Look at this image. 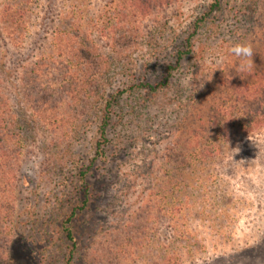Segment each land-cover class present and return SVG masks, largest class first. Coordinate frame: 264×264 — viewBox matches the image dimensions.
<instances>
[{
  "label": "rangeland",
  "instance_id": "1",
  "mask_svg": "<svg viewBox=\"0 0 264 264\" xmlns=\"http://www.w3.org/2000/svg\"><path fill=\"white\" fill-rule=\"evenodd\" d=\"M213 2L0 0V264H264V0Z\"/></svg>",
  "mask_w": 264,
  "mask_h": 264
},
{
  "label": "trees",
  "instance_id": "2",
  "mask_svg": "<svg viewBox=\"0 0 264 264\" xmlns=\"http://www.w3.org/2000/svg\"><path fill=\"white\" fill-rule=\"evenodd\" d=\"M219 5V0H214L212 6H211V10L213 8H217ZM181 58V54L177 55V59H176V62L178 63L179 60ZM148 87L150 88H153L149 85H147ZM109 105H107V108H108ZM107 113H105L103 119H102V122H101V125H100V135H101V138L104 139V133H105V125L107 124ZM264 115H261V117L255 119L253 121V124L254 125H258V124H261L264 122V118H263ZM96 147L97 149L100 148V142H97L96 144ZM100 152V149L99 151ZM84 174V173H83ZM82 185H83V189L85 191V193L87 192V188H86V184L84 182V178L82 177ZM70 222H71V217H68L64 223H63V232L65 234V238L67 240V248H68V252H67V262L70 263L72 261V258H73V253H74V250H75V241H74V237H73V233H72V228H71V225H70Z\"/></svg>",
  "mask_w": 264,
  "mask_h": 264
},
{
  "label": "clouds",
  "instance_id": "3",
  "mask_svg": "<svg viewBox=\"0 0 264 264\" xmlns=\"http://www.w3.org/2000/svg\"><path fill=\"white\" fill-rule=\"evenodd\" d=\"M229 51L235 57H237V58H239L241 60V63L239 65V70L240 71H246V70L251 68V65L253 63L252 57H253L254 53H253L252 46L250 44L237 43V44L233 45L229 49ZM185 83H186L187 86H190L191 85L190 78H187ZM236 151H239V149L237 148Z\"/></svg>",
  "mask_w": 264,
  "mask_h": 264
}]
</instances>
